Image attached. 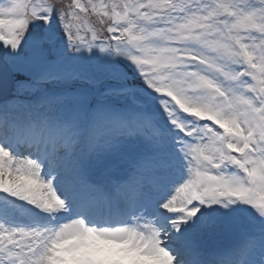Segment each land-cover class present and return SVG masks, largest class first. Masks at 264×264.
I'll list each match as a JSON object with an SVG mask.
<instances>
[{"label":"snow or ice","instance_id":"obj_1","mask_svg":"<svg viewBox=\"0 0 264 264\" xmlns=\"http://www.w3.org/2000/svg\"><path fill=\"white\" fill-rule=\"evenodd\" d=\"M0 264H264V0L0 7Z\"/></svg>","mask_w":264,"mask_h":264},{"label":"rangeland","instance_id":"obj_2","mask_svg":"<svg viewBox=\"0 0 264 264\" xmlns=\"http://www.w3.org/2000/svg\"><path fill=\"white\" fill-rule=\"evenodd\" d=\"M10 2H20V3H24V2H26V0H0V7L4 6L5 4L10 3ZM234 238H236V237H234ZM229 240L228 241H225L224 243L229 244L230 243Z\"/></svg>","mask_w":264,"mask_h":264},{"label":"bare ground","instance_id":"obj_3","mask_svg":"<svg viewBox=\"0 0 264 264\" xmlns=\"http://www.w3.org/2000/svg\"><path fill=\"white\" fill-rule=\"evenodd\" d=\"M237 239H238V238H232V239H230V240H229V241H230L229 244L236 243V242H237Z\"/></svg>","mask_w":264,"mask_h":264},{"label":"trees","instance_id":"obj_4","mask_svg":"<svg viewBox=\"0 0 264 264\" xmlns=\"http://www.w3.org/2000/svg\"><path fill=\"white\" fill-rule=\"evenodd\" d=\"M92 23H93V24L95 23L94 19H92Z\"/></svg>","mask_w":264,"mask_h":264}]
</instances>
